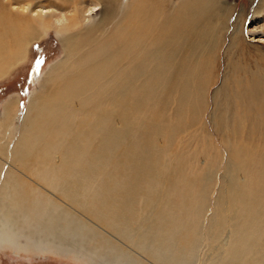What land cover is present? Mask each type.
Returning <instances> with one entry per match:
<instances>
[{
    "label": "bare ground",
    "instance_id": "obj_1",
    "mask_svg": "<svg viewBox=\"0 0 264 264\" xmlns=\"http://www.w3.org/2000/svg\"><path fill=\"white\" fill-rule=\"evenodd\" d=\"M133 2L110 27V5L91 20L98 1L0 0V76L51 28L65 50L17 142L0 137V242L85 264H192L202 247L203 264H264V54L209 100L211 0Z\"/></svg>",
    "mask_w": 264,
    "mask_h": 264
},
{
    "label": "rangeland",
    "instance_id": "obj_2",
    "mask_svg": "<svg viewBox=\"0 0 264 264\" xmlns=\"http://www.w3.org/2000/svg\"><path fill=\"white\" fill-rule=\"evenodd\" d=\"M78 1V0H77ZM100 2L98 8L91 13L92 21L97 22L102 20L105 7L109 6L115 9V17L113 24L110 27L117 25L121 18L122 13L130 10V5L133 2L134 12L136 10V3L138 0H91ZM108 1V2H107ZM146 4L153 8V10L165 13L169 9L181 8L182 5L189 3L191 0H143ZM151 2V3H150ZM110 3V4H108ZM142 3V2H141ZM166 3V4H165ZM165 4V5H164ZM168 5V6H166ZM213 9L211 15L213 19V40L220 41L218 48L215 51V67L212 76H215L217 81L209 89L208 98L213 95L214 91L222 85L224 76L229 74L237 61L247 65L251 62L255 64L257 61L254 54L262 52L264 54V41L259 42L260 37H264L263 21L260 20L264 16V0H211ZM130 6V7H129ZM166 6V7H165ZM156 8V9H155ZM124 11V12H123ZM186 12V11H185ZM258 20V21H257ZM85 28V27H84ZM217 32V33H216ZM238 32L240 39L243 43L231 46V36L233 33ZM263 34V35H262ZM64 35V34H63ZM245 43V44H244ZM243 44V45H242ZM260 46V47H259ZM242 47V48H241ZM251 47V49H250ZM247 49V52H245ZM16 50V49H13ZM12 50V51H13ZM243 50V51H242ZM254 50V51H253ZM259 50V51H258ZM249 51V52H248ZM243 53V54H241ZM247 54V55H246ZM253 54V56H252ZM243 55V56H242ZM65 50L61 36L54 28L49 29L46 34H42L38 40L31 41L22 59L14 62L7 67V71L0 76V137L4 134L8 135L10 129H14V141L22 133L21 124L25 115V109L28 104L29 97L33 90L39 88L41 75H43L49 66L59 59L64 58ZM233 58H232V57ZM246 56V57H244ZM252 56V60L250 59ZM255 56V58H254ZM241 58V59H240ZM244 58V60H243ZM250 60H249V59ZM234 59V60H233ZM240 59V60H239ZM248 59V60H247ZM254 60V61H253ZM245 61V62H244ZM250 63V64H251ZM48 86V83L47 85ZM16 97L19 101L17 106L12 108V113L9 115L10 124L5 126L4 119H2V106L6 99L10 96ZM209 98V100H210ZM213 105L210 104L207 116L212 112ZM5 135V134H4ZM1 145V141H0ZM2 160L0 159V163ZM26 163L30 164V160ZM15 165V163L13 162ZM27 166V165H26ZM22 168H24L22 166ZM14 172L17 177L26 178L27 175L19 171ZM6 175V174H3ZM29 175V174H28ZM26 176V177H25ZM32 175H29L31 177ZM30 180V179H28ZM36 180V179H35ZM37 181V180H36ZM39 181L37 186L39 185ZM20 243L25 245L26 238H21ZM203 248V249H202ZM199 250L194 262L192 264H203L207 260L208 253L204 247ZM0 264H85L78 258L64 257L57 251L30 252L26 250L15 251L6 243L0 242Z\"/></svg>",
    "mask_w": 264,
    "mask_h": 264
}]
</instances>
